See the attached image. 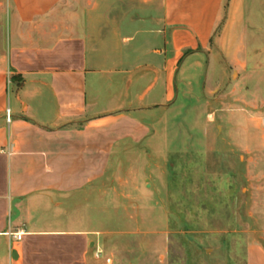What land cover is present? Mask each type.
<instances>
[{
	"label": "crops",
	"instance_id": "0c3cea01",
	"mask_svg": "<svg viewBox=\"0 0 264 264\" xmlns=\"http://www.w3.org/2000/svg\"><path fill=\"white\" fill-rule=\"evenodd\" d=\"M4 4L0 264L96 262L89 203L114 154L162 130L179 76L254 84L242 100L264 126V0ZM247 264H264V246L251 247Z\"/></svg>",
	"mask_w": 264,
	"mask_h": 264
},
{
	"label": "rangeland",
	"instance_id": "374dc122",
	"mask_svg": "<svg viewBox=\"0 0 264 264\" xmlns=\"http://www.w3.org/2000/svg\"><path fill=\"white\" fill-rule=\"evenodd\" d=\"M181 78L162 130L120 148L89 203L94 264H247L264 246V126L242 100L255 85Z\"/></svg>",
	"mask_w": 264,
	"mask_h": 264
},
{
	"label": "built area",
	"instance_id": "2783aa9c",
	"mask_svg": "<svg viewBox=\"0 0 264 264\" xmlns=\"http://www.w3.org/2000/svg\"><path fill=\"white\" fill-rule=\"evenodd\" d=\"M6 115H7V121L10 122L11 121V109H10V107L7 108ZM14 236H15L16 240H21V238H22V234L19 232L14 233Z\"/></svg>",
	"mask_w": 264,
	"mask_h": 264
}]
</instances>
